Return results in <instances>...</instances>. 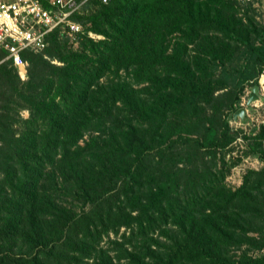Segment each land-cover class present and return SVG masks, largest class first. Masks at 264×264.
I'll return each instance as SVG.
<instances>
[{"label":"trees","instance_id":"trees-1","mask_svg":"<svg viewBox=\"0 0 264 264\" xmlns=\"http://www.w3.org/2000/svg\"><path fill=\"white\" fill-rule=\"evenodd\" d=\"M83 2L77 48L54 28L26 80L0 49V264H264V166L232 190L221 153L239 85L264 86V34L235 8L257 6ZM209 32L239 44L241 78Z\"/></svg>","mask_w":264,"mask_h":264},{"label":"rangeland","instance_id":"rangeland-1","mask_svg":"<svg viewBox=\"0 0 264 264\" xmlns=\"http://www.w3.org/2000/svg\"><path fill=\"white\" fill-rule=\"evenodd\" d=\"M64 6L66 10L72 11L71 14L85 15L91 12L95 5L93 3L85 4L81 0H64ZM256 6V8L254 7L255 9L241 8L238 4L235 7L236 18H239L244 25L251 23L253 25V30L264 34V6L262 4ZM88 32L93 34V36L88 35L93 40L103 38L102 35L96 34L93 31ZM206 35H209L208 37L216 49L225 55L226 72L241 78L242 58L239 54V44L230 42L228 38L223 36L220 32H209L206 33ZM171 36L173 37H171V40L173 39V44V41L177 40V33L171 34ZM59 38L63 39L71 48H77L78 46L75 39L76 37L63 36ZM177 41H179V39ZM189 49V54L194 55L198 51V46L189 45ZM3 59L5 58L2 56L0 61H3ZM53 63L58 65L62 64L57 59H55ZM9 67L13 68L15 72L12 65H9ZM259 76H261V73L257 78L258 84L260 85L259 92L261 96L264 97V86L260 84ZM126 77L131 78L132 76ZM147 84L148 83L140 86ZM3 87H5V83L0 82V88L3 89ZM251 87L252 85L249 81L239 85V88H241L240 91H238L239 101L235 102L233 106L235 109L244 107L246 109L245 114L247 120L243 121L240 117L234 119L233 113L235 110L228 112L226 115L228 124L233 131V140L222 149L221 153L226 162L225 185L232 190H235L242 184L243 177L248 170H259L264 166V138H259L261 134H264V99H255L250 103V107H248L247 99L250 95ZM8 106H13V104L9 103ZM18 110L22 117L26 118L28 116V110L23 106L21 108L20 106H14L11 112L15 114ZM91 136H95V134H86L83 140H88ZM81 143H83V141H81Z\"/></svg>","mask_w":264,"mask_h":264},{"label":"built area","instance_id":"built-area-1","mask_svg":"<svg viewBox=\"0 0 264 264\" xmlns=\"http://www.w3.org/2000/svg\"><path fill=\"white\" fill-rule=\"evenodd\" d=\"M237 1L258 5L257 0ZM71 12L65 9L64 0H0V49L12 60L21 79L26 78L24 50H43L47 34L56 27L69 37L82 33L81 24L71 18ZM88 35L93 36L91 32Z\"/></svg>","mask_w":264,"mask_h":264},{"label":"water","instance_id":"water-1","mask_svg":"<svg viewBox=\"0 0 264 264\" xmlns=\"http://www.w3.org/2000/svg\"><path fill=\"white\" fill-rule=\"evenodd\" d=\"M259 88H260L259 84H254L251 87V92H250V95H249V97L247 99L248 107H250V103L253 100L258 99V98L263 99V97L261 96V94L259 92ZM245 111H246V109L244 107L238 108L233 114L234 119H237L238 117H240L241 120L246 121L247 117H246Z\"/></svg>","mask_w":264,"mask_h":264}]
</instances>
